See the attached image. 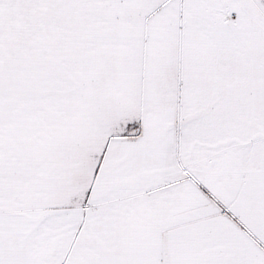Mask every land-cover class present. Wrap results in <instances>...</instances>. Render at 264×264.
<instances>
[{
  "label": "snow or ice",
  "instance_id": "snow-or-ice-1",
  "mask_svg": "<svg viewBox=\"0 0 264 264\" xmlns=\"http://www.w3.org/2000/svg\"><path fill=\"white\" fill-rule=\"evenodd\" d=\"M0 264H264V0H0Z\"/></svg>",
  "mask_w": 264,
  "mask_h": 264
}]
</instances>
